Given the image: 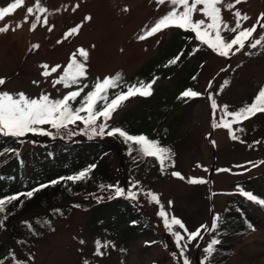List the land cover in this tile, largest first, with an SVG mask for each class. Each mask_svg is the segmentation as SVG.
<instances>
[{
	"label": "rangeland",
	"instance_id": "1",
	"mask_svg": "<svg viewBox=\"0 0 264 264\" xmlns=\"http://www.w3.org/2000/svg\"><path fill=\"white\" fill-rule=\"evenodd\" d=\"M12 2L14 0H0V7ZM234 3L235 0H223L220 7L222 19L230 28L235 27V11L249 17L240 21L242 28L238 31L251 28L257 18L264 14V0H242L231 10L225 7ZM28 7L33 8V13H27ZM40 8L45 11H40ZM171 10L172 5L167 2L161 5L157 0H24L14 14L0 21V28L9 26L7 32L0 33V78L6 81L0 85V92L7 91L13 95L22 92L29 98H38L42 94L62 98L67 92L87 85L83 96L105 77L114 78L119 73L131 77L157 55L162 41L169 40L177 27H168L143 40L138 37ZM36 17L40 18L38 22ZM86 17L91 19L86 20ZM200 19L204 17L197 13L194 20ZM33 23H36L35 30L31 28ZM73 28H78V32L69 35ZM222 35L230 40L236 33L222 32ZM252 39H260L262 43L255 48L246 44L238 52L233 49L234 54L230 53L229 57L219 56L195 40L194 51L200 56L193 55L187 65L194 67L198 80L196 92L202 95L191 106H177L172 113V119L184 115L183 122L173 129L174 167L170 164L163 171L160 165L135 168L134 161L126 159L119 152L117 144L108 140L106 135H94L79 122L76 127L68 126L59 130L44 125L48 135L29 133L33 137L28 134L23 136L25 150L38 148L44 141L52 140L65 143L98 139L106 141L113 145L117 154L113 165L121 179L119 187L129 189L132 184L139 182L134 191H151L159 199V204L150 202L145 195L136 199L158 236L131 241L124 258L118 251L121 241L103 231L94 232L90 214L80 211L61 222L52 234L38 242L33 249V264H181V249L175 237L164 227L163 218L158 215L161 206L169 218H180L189 231H195L201 225L211 227L214 216L219 217L216 221L218 224L227 201L234 196L240 182H250L256 191L264 193V163H261L264 161V118L259 116L234 123L232 129L238 137L236 140L231 138L228 129L213 127L223 115V106L235 111L249 105L264 87V28L257 26ZM58 40L61 43H57ZM33 45L39 47L33 48ZM81 48L88 52L86 62L78 54ZM73 54H76L79 62L85 63L86 77L71 88H65L62 84L54 86V81L62 75L63 68L70 63ZM44 64L49 69L56 65L61 68L56 73L44 76L41 67ZM33 81L38 83L34 84ZM209 81H212L211 87ZM226 81L228 84L225 85ZM160 86L174 90L175 80L164 79ZM210 94L219 106L215 115ZM140 102V98L134 99L118 109L108 125L129 110L137 108ZM131 120L134 122L135 119ZM240 126L245 129L237 135ZM245 168L250 170L245 171ZM173 172L181 173L184 179L173 176ZM190 178H202L207 182L193 184L189 183ZM251 185H247V188H251ZM248 210L264 220V212L255 204H250ZM175 230H179L178 226H174ZM212 231H202L201 237L185 250L191 264H201L205 259L204 249ZM0 239L6 241L8 238L2 236ZM96 240L108 242L107 248H101L104 253L102 256L94 254ZM181 243H187V240ZM207 264H210L209 258ZM226 264H264V223L255 226L249 236L236 245L232 258Z\"/></svg>",
	"mask_w": 264,
	"mask_h": 264
},
{
	"label": "trees",
	"instance_id": "2",
	"mask_svg": "<svg viewBox=\"0 0 264 264\" xmlns=\"http://www.w3.org/2000/svg\"><path fill=\"white\" fill-rule=\"evenodd\" d=\"M195 40L193 32L177 27L169 40L162 41L157 55L141 66L137 73L128 78L119 73L122 77L120 86L109 90V98L120 91H127L129 84L148 82L153 78H156V82L152 87V95H136L126 100L121 107L134 99L140 98L141 102L137 108L129 110L110 124L109 128L118 127L131 135H144L146 131L150 136H145L150 140H156L161 146L173 151V129L183 122L184 115L172 119V113L177 106L189 107L199 98L181 97L187 89L196 91L198 83L194 67L187 65L193 55L200 56L194 51ZM181 53L177 63L169 64L170 60ZM164 79L175 80L176 88L170 90L158 87ZM259 116L264 118V113L258 112L251 118ZM132 118L135 119L134 122ZM77 123L70 124L69 127H76ZM78 124L84 125L82 122ZM158 127L160 130H157ZM239 128L237 135L245 129L243 126ZM106 136L117 144L119 152L124 154L126 159L134 161L135 168L142 165L151 168L153 165H160L154 157L141 156L135 150L136 145L126 143L118 134ZM23 139L24 137L0 135V152H5L0 156V198L27 193L39 185L48 186L36 191L31 198L21 195L19 200L6 204L5 211L0 213V220L3 221L0 237L8 238L6 241L0 239V260H3V264H18L21 261L33 264V249L38 242L52 234L61 222L69 220L80 211L90 214L94 232L103 231L121 241L118 251L122 253L123 258L131 241L158 236L139 202L125 197L110 198L113 191L107 185L119 186L121 182L114 171L113 159L117 154L112 144L101 139L77 143L52 140L44 141L38 148L25 150ZM130 145L133 149L131 154ZM168 164L170 166L171 163ZM91 165H95V168L86 180L73 182L61 179L76 175ZM58 180V183H49ZM262 180L264 183V175ZM100 185L105 187L101 189ZM238 185L244 191L264 198V193L256 191L250 182H240ZM247 185H251V188H247ZM97 197L102 199L98 201ZM252 203L264 212V206L249 201L238 190H235L234 196L227 201L222 217L207 243L208 246L213 239L219 241L209 257L210 264H226L232 258L236 245L249 236L255 226L264 223V220L249 212L248 207ZM10 253L15 254V259L10 257Z\"/></svg>",
	"mask_w": 264,
	"mask_h": 264
},
{
	"label": "snow or ice",
	"instance_id": "3",
	"mask_svg": "<svg viewBox=\"0 0 264 264\" xmlns=\"http://www.w3.org/2000/svg\"><path fill=\"white\" fill-rule=\"evenodd\" d=\"M24 0H14V2L9 3L5 7H0V21L4 20L9 15L14 14L15 10L23 5ZM168 3L172 5V10L165 14L163 17L159 18L156 23L147 31L138 37V39L143 40L148 37L155 35L156 33L163 31L168 27H178L185 31H191L195 34V38L201 43L210 48L213 52L222 57H229L230 53L234 54L233 49L236 52L243 49L246 44L255 48L260 45L262 41L260 39H255L253 41V33L257 31V26L264 28V14H261L257 18L256 24L251 28L243 29L240 23L241 20H247L249 17L247 15H242L240 11H235L234 16L236 17L235 27H229L222 19V10L220 5L223 0H157L158 4ZM242 0H235L234 4H227L225 7L231 10L235 7V4L241 3ZM202 6V7H200ZM39 8V4H37ZM78 7V5H77ZM40 11H45L40 8ZM75 10V9H74ZM125 11H128L125 8ZM27 13H33V8L28 7ZM199 13L203 15L204 19L194 20V16ZM39 17H36L37 22ZM86 20H90L91 17H86ZM25 22H27V16L25 17ZM45 23L47 21L45 20ZM32 30H35L36 23L31 25ZM9 26L0 28V33L7 32ZM13 31L15 29H12ZM51 31V28H49ZM78 28H73L69 35L77 33ZM222 32L236 33L230 40L222 35ZM67 38V37H66ZM61 43V41H57ZM39 45H33V48H38ZM94 47V46H93ZM199 49L197 48L196 51ZM78 54L83 57L86 62L88 59V52L85 49H79ZM181 54H178L169 64H175L180 59ZM44 71L42 75L49 76L51 73H56L61 66L56 65L49 69L47 64L41 66ZM86 77V66L85 63L79 62L76 59V54H73L70 63L63 68V73L60 77L54 81V86L56 84H62L65 88H71L74 85H79L81 78ZM122 77L117 74L116 77H105L102 81H97L93 86L91 91H88L82 96L84 89L87 85L78 87L76 90L69 91L62 98H52L50 95L42 94L38 98H29L24 93H17L15 95L4 91L0 92V135L11 136V137H23L29 133L35 135H48L49 133L43 128L44 125H50L52 128L61 129L68 128V126L74 125L77 121L82 122L86 128L90 129L94 135H119L122 137L126 143L131 142L136 145V151L143 157H154L160 164L161 171H163L167 166L168 162H171V166H175L174 161H172L173 153L171 149L165 148L160 145L156 140H150L145 135H131L125 130L118 127L109 128L108 121L112 118V114L118 110L122 104L129 98L140 95L147 97L152 95V87L156 82V78L148 82H137L136 84L127 85V91H120L115 93L111 98H109V90L119 87ZM195 79V77H193ZM6 83L4 78H0V85ZM34 84L38 83L33 81ZM212 81H209V87H211ZM202 95L194 90L187 89L182 94L183 98H196ZM79 98V100H78ZM211 102V108L215 110L219 107L216 100L209 95ZM78 103V106H76ZM223 115L220 116L219 123L213 125V127H224L229 130L232 139L236 140L238 137L235 135V130L232 129L234 123L242 122L245 119H249L252 116L259 113H264V88H261L257 95L254 97L253 102L246 105L238 110L229 111L227 106H223ZM83 113V114H82ZM229 117L231 119H229ZM98 121H100L98 123ZM214 143V142H213ZM256 143H259L258 141ZM14 151V150H5ZM133 151L131 145L129 147V154ZM5 152H0V156L4 155ZM251 163V162H249ZM261 163H264L262 161ZM199 166V165H198ZM254 167L256 165H253ZM240 167V166H238ZM95 168V165L89 166V168L80 171L78 174L73 176H68L66 179L68 181H81L89 178V174ZM250 169L245 168V171ZM217 171H231L230 169H218ZM173 176L184 179V177L179 172H173ZM60 182L51 181L50 184H55ZM202 178H190L189 183H206ZM139 182L131 185V188L124 189L118 185H107L109 189L113 191V195L110 198L125 197L127 199L136 200L140 195H145L149 198L150 202H155L159 204L158 196L151 191L142 192L134 191L137 188ZM48 185H39L36 189L28 191L27 193H17L10 197L0 198V213L5 211V206L12 201L20 199L21 195L26 196V198H31L36 191L41 190ZM105 185H100L103 189ZM238 191L249 201L264 206V198H260L251 192L244 191L239 185L237 186ZM101 197H97L99 201ZM171 204V202H169ZM78 207V205H76ZM58 211V210H57ZM158 215L163 218V225L166 230L175 237L177 246L181 249L179 256L181 257V264H191L185 254V250L189 245L201 237L202 231H209L216 228V221L219 217L214 216V223L209 227L208 225H201L195 231H189L185 223L175 216L169 218V214L161 206L158 211ZM6 218V217H5ZM3 226V221L0 220V227ZM174 226H178L179 230L174 231ZM183 234H181V231ZM187 243H181L184 240ZM82 244L84 241H80ZM219 241L213 239L209 245L204 249L206 256L201 264H207V260L212 256L215 251L214 246L218 244ZM96 251L95 255L102 256L104 253L101 248H107L108 242H102L100 240L95 241ZM11 258L15 259V254H9ZM0 264H3V260H0ZM18 264H26V262H18ZM87 264V262H85Z\"/></svg>",
	"mask_w": 264,
	"mask_h": 264
}]
</instances>
